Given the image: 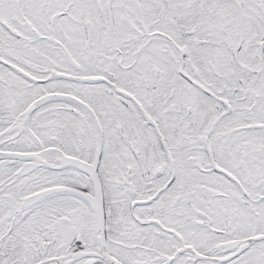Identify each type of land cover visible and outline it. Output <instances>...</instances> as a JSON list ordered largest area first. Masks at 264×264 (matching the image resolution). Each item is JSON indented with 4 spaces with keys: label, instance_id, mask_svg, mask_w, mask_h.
Here are the masks:
<instances>
[{
    "label": "snow or ice",
    "instance_id": "6c2138e0",
    "mask_svg": "<svg viewBox=\"0 0 264 264\" xmlns=\"http://www.w3.org/2000/svg\"><path fill=\"white\" fill-rule=\"evenodd\" d=\"M0 264H264V0H0Z\"/></svg>",
    "mask_w": 264,
    "mask_h": 264
}]
</instances>
